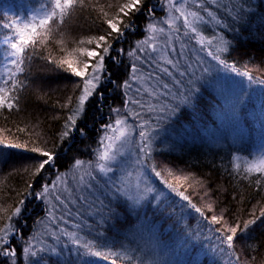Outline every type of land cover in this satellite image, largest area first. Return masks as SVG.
Returning <instances> with one entry per match:
<instances>
[{
    "label": "trees",
    "instance_id": "obj_1",
    "mask_svg": "<svg viewBox=\"0 0 264 264\" xmlns=\"http://www.w3.org/2000/svg\"><path fill=\"white\" fill-rule=\"evenodd\" d=\"M41 2L0 0V71L6 58L10 59L5 37L12 35L2 25L16 19L25 20ZM163 2L145 0L139 12L130 14L133 26L124 29L122 36L113 33L96 93L64 140L59 134L80 94L76 85L82 82L72 75L67 64L60 67L57 64L67 59L72 48L91 46L79 45L80 38L105 34L103 12L108 13V18L115 16L118 0H89L68 21L66 47L55 43L60 39L55 36L26 60V71L20 77L25 88L20 92L19 110H0V140L25 145L27 149L38 147L54 152L55 162L33 177L36 162L45 157L24 148L0 149L4 153L0 155V208L5 210L0 212V217L10 215L19 200L24 199L21 214L12 220L15 231L6 245L8 249H15L17 255L15 258L0 255V264H12L13 259L15 264H84L85 260L91 264H111L113 260L116 264H264V217L260 216V209L264 207V176L251 174L245 179L242 169L233 168L234 157L253 159L258 156L255 149L264 142V0H200L220 21L217 24L203 8L195 10L204 17L205 35L213 43L202 50L191 33L184 36L183 28L175 34L180 40L174 38L172 48L176 55L171 56L170 51V58L180 61V71L187 63H192L197 70L195 76L189 73L183 77L179 71H173L171 77L159 73L168 89H163L155 80L142 82L131 78L146 76L155 68L149 54L156 57V52L146 47L141 52L138 43L150 36L149 23L163 27ZM148 9L153 10L151 14ZM128 19L123 17L124 21ZM219 37L228 41V50L217 53L223 64L207 54L216 52ZM181 44L185 45L184 59L179 55ZM129 52L134 54L130 56ZM133 64L139 69L135 74ZM205 67L209 72H203ZM236 77L248 81L250 89L241 93L245 101L230 111L229 101L223 100V91L219 88ZM209 80L213 86H208ZM126 81L130 87L125 86ZM142 84L158 86L160 91L150 96L143 91ZM190 89L198 91L194 92L192 103L186 104L184 100ZM132 100H139L140 104ZM232 103L233 107L235 103ZM126 107L128 119L138 127L144 124V129L153 134L154 141L146 154L150 165L161 176L163 171L169 173L168 179L175 175L174 170L180 180L183 179L180 174L188 176L189 187L184 193L191 204L202 209L204 216L188 200L156 205L145 200L134 209L123 198L110 194L99 195L98 200L92 190L89 192L91 184L80 185L76 177L72 184L65 180L78 169L76 160L83 162L80 171L89 168L105 125L112 123L117 112L123 113ZM57 176L67 182L68 191L71 189L73 200L65 201L67 208L56 200L46 202L35 198L42 185H51ZM257 179L260 185L256 184ZM166 182L174 186L173 181ZM29 184L31 189L27 187ZM26 190L27 194L21 195ZM209 204L212 211L208 210ZM55 208L58 219L47 225L48 212H54ZM253 212L260 218L248 231L238 232L231 250L218 239L220 234L215 229L221 226L210 224L207 219L223 214L228 225L240 222L242 226L244 220L252 218ZM4 223L0 218V227ZM58 224L76 233L81 242H91L108 259L78 255L83 249L73 245L69 238L58 241L60 246L52 248L55 252L46 247L37 257L26 258L23 248L29 243L45 244L48 239L43 235L47 234V226L53 231L60 230Z\"/></svg>",
    "mask_w": 264,
    "mask_h": 264
},
{
    "label": "snow or ice",
    "instance_id": "obj_2",
    "mask_svg": "<svg viewBox=\"0 0 264 264\" xmlns=\"http://www.w3.org/2000/svg\"><path fill=\"white\" fill-rule=\"evenodd\" d=\"M165 2L167 4L168 13L167 18L163 20V24L167 25V29L164 27H159L154 23H149L147 25V30L153 35L148 36L146 40L138 43V47L141 52H144L146 47L151 49L152 52L159 53V55L156 57H153L151 54H149V59L155 65V68L146 76L133 75L131 78L133 80H139L142 82L155 80L159 85H162L163 89H168V84L163 83L159 73L171 77L173 75V71H179L180 76L183 77L189 73L195 76V71L197 70L194 69L192 63H187L184 70L180 71V61L170 58L168 51L169 48L172 49L171 56L176 55V51L174 48H172L171 44L173 36L181 31V27L177 25V21H182V27L185 30L183 33L184 36H189V33H191L196 43L201 45L202 50H207V45L212 44L213 40L206 39V37L198 30L197 24L203 21L204 17L201 16L198 11L189 10L187 6L188 0H183V2L180 3H178L177 0H165ZM88 3L89 0H42L39 6L36 7L35 10L25 20L20 21L19 19H16L2 25V27L9 30L12 35L10 37L6 36L4 41L8 48L7 56L10 57V59L6 58L7 63L3 66L2 71H0V110H19L21 99L20 92L25 88V82L20 79V77L26 71V60L31 59V55L35 53L37 48L41 46H47V44L52 41L55 36L60 37L59 40H55V43L66 47L65 30L67 28L68 21L73 17V14L77 9L83 10L88 5ZM144 5L145 0H124L122 3H120L118 0V7L115 16L108 18V13L103 12V16L105 17L103 22L107 25V29H110L111 31L106 29L105 34L89 36L87 38L82 37L78 41L79 45H92L94 43L95 49L81 46L72 48L71 53H69L70 55L73 53H78L80 57L86 56L88 60L75 58V61L62 60L57 64L58 67L67 64V68L71 70L72 75L79 77L82 82L81 84L76 85V88L79 89L80 94L76 97L75 106L70 109V114L67 116V119L64 123V130L59 134L61 140L67 138L70 134V131L76 127L78 118L84 113L86 103L96 93L97 86L101 81L100 73L104 70V56L110 51V40L114 38L113 33H116L117 37H119L124 34V29L132 27L133 23L130 18V14L139 12ZM194 6L197 9L203 8V11L207 12L208 16L211 17L212 20H214L217 24L220 23V21L216 19V16L211 11H209L207 7H204L202 3L198 2V0H194ZM109 7H111V5H109ZM152 11V9H148L149 14H151ZM123 17H129L128 21H124ZM157 35L167 36V42L164 48H159L157 46ZM175 39L179 41L180 36L175 35ZM213 39L217 38L214 37ZM218 40L219 43L216 52L208 51L207 54L208 56L212 57L213 60L223 64L224 61L221 60L220 55L217 53L228 50V41L224 40L223 37H219ZM180 47L181 51L179 55L181 59H184L185 45L181 44ZM96 49H101L103 54L97 52ZM133 54V52H129L130 56ZM136 59L139 60L140 57L137 56ZM93 60L95 62L91 63L90 61ZM49 62L54 63V61L51 60H49ZM74 62L77 65L75 67L73 66ZM80 65H82V67ZM168 66H171L172 71H170ZM138 71L139 69L135 64H133L132 72L135 74ZM203 72H209V68H203ZM207 83L208 86H213V81L209 80ZM125 86L130 87V85L127 84V81L125 82ZM142 88L143 91L148 93L150 96H155L160 91L158 86L147 87L142 84ZM137 91H140V89H137ZM195 91L198 90H189V93L184 100L186 104L192 103ZM69 102H71V97L69 98ZM131 102L134 104H140L139 100H132ZM127 103L128 102L126 101V106ZM141 107H143V105H141ZM150 110L155 109L150 107ZM161 111H163V108ZM133 115L138 116L139 113H133ZM139 127L144 129V124H140ZM105 128L109 131L106 132L105 136L101 139V150L98 152L96 157L95 169L99 173L107 175L108 173H112L114 171L111 164L117 161L118 156L124 155L123 149L129 143L131 137V126L128 125L124 119L118 118L116 119L114 125H105ZM139 137L143 141L139 151L141 154H146V150H150L151 147V138L149 132L141 130L139 131ZM3 148H24L25 150L31 151L33 153H38L41 157H45V159L36 162L34 170L32 171L33 177L40 175L43 170H45L46 166L52 165L55 162L54 152L46 151L38 147L27 149L25 145L18 143H6L4 140H0V149ZM0 155H4V153L0 152ZM237 161L240 162L237 163ZM82 164L83 162L80 160L75 161V166L77 168H79ZM233 168L237 171L242 169V174H244L245 179H247L248 175L251 174L264 176V153H261L250 160L241 157H234ZM25 171H27V169H25ZM153 171L155 170L153 169ZM155 174L157 176L160 175L158 172ZM87 175L92 176V173L88 172ZM131 175L132 173L129 172L128 176L130 177ZM92 179H96V177L92 176ZM136 179L137 183L135 184V187L138 190V195L134 198L133 202L139 205L145 198V195L147 193H151L153 189L147 185L141 189L139 175H137ZM184 179L187 180L188 177H184ZM58 182H63L60 176H57L56 181H54L51 185H42V190L35 193V198L45 200L47 202L49 196H54L56 201L64 204L65 208H67L65 201L55 191L58 187ZM81 182H83V177H81ZM197 183L202 185L201 181H197ZM260 183L261 181L257 179L256 184L260 185ZM27 187L28 189H31L32 185L29 184ZM131 187V182L125 179L122 181L121 186L116 188V191L120 195H127L125 189ZM65 191L68 190L65 189ZM26 194L27 190L21 195ZM178 194L182 197V199L188 200L189 205L195 208L197 213H200L201 216H204L202 209L191 204L188 196H185L183 193ZM128 199L133 198L129 196ZM23 205L24 199H20L18 204L11 211L10 215H7L6 217H0L5 221L3 227H0V255L12 258H15L17 255L15 249H8L6 245L9 241L10 235L15 231L12 220L14 217L21 214ZM207 207L209 211H212L211 204H209ZM2 211L5 210L0 208V212ZM48 215L52 218V222L55 223V218L52 217L51 211H49ZM250 215L252 218L244 220L242 222V226L240 222H237L235 225H228L224 221L223 214L219 216L212 215L207 219H209L210 224L221 226L220 228L215 229V231L220 234L218 239L220 240L221 244L225 245L227 249L231 250L234 248L238 232L242 233L248 231L251 226L255 224L256 220L260 218L256 217L254 212ZM260 216L264 217V207L260 209ZM62 234L67 236L73 245L77 246L79 249H83V252L78 253V255L103 257L104 259H108V257L102 252L95 250L91 242H81V240L76 236V233L62 231ZM42 251H45V249L40 248L38 250H33V246L30 243L27 247L23 248V254L26 258L28 256L37 257L38 253ZM51 251L55 252V249H51ZM12 264H15V259H13ZM84 264H91V262L85 260ZM111 264H116L115 260H113Z\"/></svg>",
    "mask_w": 264,
    "mask_h": 264
},
{
    "label": "rangeland",
    "instance_id": "obj_3",
    "mask_svg": "<svg viewBox=\"0 0 264 264\" xmlns=\"http://www.w3.org/2000/svg\"><path fill=\"white\" fill-rule=\"evenodd\" d=\"M207 1H213V0H207ZM177 2L180 3V2H183V0H177ZM198 2H200V0H198ZM187 6H188L189 10H192V11H195L197 9L194 6V0H188ZM161 8L164 11L163 12L164 13V19H166L167 13H168V8H167V4H166L165 0L162 4ZM6 11L8 13H11L10 8H7ZM177 25L180 26L181 28H183L182 27V21H177ZM163 27L165 29H167L166 24H164ZM197 27H198V30L206 37V39H210V38H207V36L205 35L206 27H204L203 21L199 22L197 24ZM150 35H153V34L150 33ZM174 38H175V35L173 36L171 44H172ZM166 42H167V36H165V35H157L156 36V44L159 48H164ZM196 45H198L199 47L201 46L197 43H196ZM207 46H209V45H207ZM87 47H89V46H87ZM89 48L95 49V45H91ZM97 50L98 49H96V51ZM168 51L170 53L171 48H169ZM158 55H159V53L156 52V56H158ZM75 58H79L82 60H88V58L86 56L80 57L78 53H73L72 56L67 55L66 60L75 61ZM90 62L94 63L95 61L93 60ZM6 63H7V61L4 62V64L2 65V68ZM73 66L74 67L77 66L75 62L73 63ZM80 66L82 67V65H80ZM101 74H102V72L100 73V75ZM248 86H250L248 81H246L242 77H238V78L236 77L232 81H229V82L226 81V83H224L223 86L219 88V90L223 91L222 92L223 100L229 101L227 104V109H229L230 111L232 109V111H233V109H235V107H237V104L239 102L245 101V98L243 96H241V93L248 92L250 89ZM238 88H241V89H238ZM134 92L136 93V91H134ZM232 102L235 103L233 107H232V105H233ZM128 111H129L128 107H126V110H123V113H122V111L119 110L115 116V120H113L112 123H110V124L114 125L116 119L120 118V119H124L126 121V123L131 126V137H130L129 143L123 149L124 155L118 156L117 161H115L111 164L114 171L112 173H108L107 175H104V174L99 173L95 169L96 157H97L98 152L101 150V139L105 136L106 132L109 131L108 129H105L104 133L101 135V137L99 139V144H98V148L96 149V153H95L94 157L92 158L91 162L88 163L89 168H83V169H81V171L78 168V169H76L74 174L71 173L70 176L65 177V180L67 182H69L70 184H72L74 178L76 177L75 180L80 185H82L85 182L87 184L88 183L91 184V188L89 189V192L92 190V193L94 194V196L96 198H98V200H100L99 195L101 197L103 195L106 196L107 194H110L113 196H117L119 198H123L134 209L137 208L145 200L152 202L153 205L159 204L160 202H169V201L185 202L184 199H182V197L178 193H183L186 196V194L184 192L189 187L186 184V181L189 182L190 178L188 176H183V174H180V177L183 178L182 180H180L178 178L179 174H177V172L175 170H174L175 175H172V177L170 179H168V177H167V175L169 173L165 174L166 172H164V171L162 172V176L161 175L157 176L155 174L157 171L155 170L154 166L153 165L151 166L149 163L148 157L146 156L147 150H146V154H141L139 151L140 147L143 144V141L139 137V131L145 130V129H141L140 127L136 126V124L134 125V123H132L128 119V117L126 116V113H128ZM145 131H148V130L146 129ZM149 135H150V138L153 137V134L149 133ZM151 141H154V140L152 139ZM255 152L258 155H260L261 153H264V142L259 143V146L255 149ZM138 161H139V163H138ZM153 169L155 171H153ZM88 172H91L92 176H95L96 179H92V176L87 175ZM129 172L132 173V175L130 177L128 176ZM137 175H139V177H140V188L141 189L145 185H147L153 189V191L151 193H147L145 195V198L141 201V203L139 205H137L133 202L134 198L138 195V190L135 187V184L137 183V179H136ZM81 177H83V182H81ZM184 177H188V179L185 180ZM125 179H127L128 181L131 182L132 187L125 189L127 192V195H120L119 193H117L116 188L120 187L122 184V181H124ZM166 180L168 182L173 181L174 186L170 185L171 184L170 182H169L170 184L167 183ZM62 181H63L62 183L58 182V187L55 190L56 193L59 194L64 201L73 200V197L70 196L71 195V193H70L71 189L69 191H65V189H66L65 187L67 185L66 184L67 182H65L64 180H62ZM183 183H185V184L182 185ZM179 188L181 189V191H179ZM173 189H175V190H173ZM80 195L81 194L79 193V196ZM129 196L132 197L133 199H128ZM48 200L52 202L53 200H55V198H54V196H49ZM56 202L59 203V201H56ZM55 211H56V208H55L54 212L51 211V213H52V217H54L55 220L57 221L58 218L55 217V215H56ZM49 223H53L52 218L50 216H49L47 225H49ZM58 228L60 230H57L55 228V230L53 231V230H51L50 226H47V231H46L47 234L43 235V238L48 239V240L46 241L45 244L44 243L32 244L33 250H37L40 248L46 249V247H48V250H50V249L54 248L55 245H56L55 247L60 246L58 241H61V240L64 241L65 238H68L67 236L62 234V231H66V232H69V231L64 229V228H61V226H59V224H58ZM47 244H49V246H47Z\"/></svg>",
    "mask_w": 264,
    "mask_h": 264
}]
</instances>
